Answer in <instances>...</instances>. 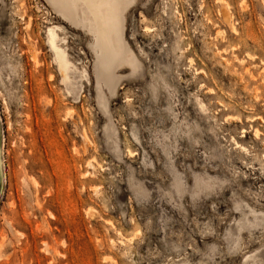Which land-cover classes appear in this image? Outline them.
<instances>
[{
    "label": "rangeland",
    "instance_id": "1",
    "mask_svg": "<svg viewBox=\"0 0 264 264\" xmlns=\"http://www.w3.org/2000/svg\"><path fill=\"white\" fill-rule=\"evenodd\" d=\"M78 1L0 0V264H264V0H120L110 71Z\"/></svg>",
    "mask_w": 264,
    "mask_h": 264
},
{
    "label": "bare ground",
    "instance_id": "2",
    "mask_svg": "<svg viewBox=\"0 0 264 264\" xmlns=\"http://www.w3.org/2000/svg\"><path fill=\"white\" fill-rule=\"evenodd\" d=\"M53 1L67 16L75 13L77 3H79L78 0L72 1L71 4L67 0ZM85 1L88 5L87 11L90 16L91 32L95 36L96 53L99 55L101 66L106 71H110L113 67V62L122 57L123 54V30L119 26L120 13L118 12L120 0ZM105 7H107V10ZM59 29L57 25L48 27L47 42L54 54V61L62 74L63 80L65 82H71L77 68L70 62L66 49L60 45L61 38L58 33ZM81 74L82 77L88 76L86 69Z\"/></svg>",
    "mask_w": 264,
    "mask_h": 264
},
{
    "label": "crops",
    "instance_id": "3",
    "mask_svg": "<svg viewBox=\"0 0 264 264\" xmlns=\"http://www.w3.org/2000/svg\"><path fill=\"white\" fill-rule=\"evenodd\" d=\"M52 1V3H53V5L55 6V9L57 10V12L58 13H60L61 14V16H63V17H67V15L66 14H64L61 10H60V8L57 6V4H55V2L53 1V0H51ZM67 1H69V0H67ZM72 1H74V0H70L69 2H70V4L72 3ZM77 3V2H76ZM78 9V7L76 8V10ZM120 9V8H119ZM119 9H118V12H119ZM75 10V13L74 14H77V11ZM120 13V12H119ZM73 14V15H74Z\"/></svg>",
    "mask_w": 264,
    "mask_h": 264
}]
</instances>
